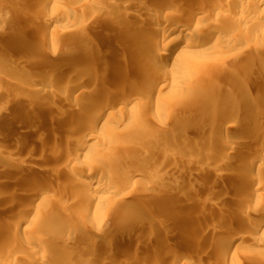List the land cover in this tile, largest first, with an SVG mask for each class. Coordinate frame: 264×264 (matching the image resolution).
<instances>
[{
  "label": "rangeland",
  "instance_id": "obj_1",
  "mask_svg": "<svg viewBox=\"0 0 264 264\" xmlns=\"http://www.w3.org/2000/svg\"><path fill=\"white\" fill-rule=\"evenodd\" d=\"M31 1L33 2L34 0H0V34L2 35L9 34L8 25L13 24L19 26V31H18L19 35H17L13 41V43L16 44L17 48L16 50L9 52L8 55L11 56L10 58L11 60H9L8 62L9 65L8 63L3 64L5 68L10 66L13 63V61L16 62V64L20 62L23 63L24 60H31L34 63L39 62L41 60L43 61L44 59L42 57V54L40 53L39 40H43V39L49 40L51 38L50 36H52L57 31V29H63L66 26L65 24L66 22L69 23L71 22L70 24L75 25L72 27L74 29L73 31L71 29L68 30L69 33L68 32H65L64 34L62 33L63 35H65V36H61L62 38L64 37L63 40L60 37L59 38L60 43L58 41V44H55L56 47L54 46L57 50L60 49L61 51L60 53L63 54H66L68 52L66 50H71L74 47L73 45L78 43L80 44L81 43L80 37H82V35L87 40L97 43V41L101 39L102 33H104L105 30L107 31L108 29L107 25L104 26L105 24L103 21L104 15L101 14L100 12L94 19L93 16L95 15L97 10L95 11L94 9L89 8L87 6L88 4L83 0H65V1L61 0L63 1V3L59 2L60 4L58 3L54 4L53 0H49L48 2L50 3L48 9L42 13L41 16L42 18L38 20V23H36L37 24L36 27L38 28L40 33L37 38L40 39H38V41L35 40V42H33L32 44L24 45L25 43L21 41V37L25 34L24 27L27 26L26 25L27 20L24 19L22 20L20 16L23 15L24 12H31L37 8L36 6L34 7L31 5L32 4L30 3ZM143 1L144 4L142 3ZM148 1L150 0H134V2L133 0H131V7H133L134 10L139 11L140 9L146 8V6L150 4L152 5V3L155 5L156 3L157 4L160 3L161 6L164 5L165 8L168 7L167 9L163 8L162 10L163 16H167L170 14L174 16L175 14L177 16L176 18L182 20L183 22L184 32L179 34L181 35V37H179L178 40L182 39V42H185V40L187 39L185 33L187 31L196 32V33L201 32L207 35L206 37L212 40L211 43L204 45L200 49V50H205V49L208 50L204 53L194 55L190 59L191 61L187 63L188 65H186V67L179 64L178 66L177 65L174 66L173 69L177 73V76L179 77V83H181L184 89L178 90L176 92L174 91V93H172V95H169L167 98H160L158 94V89L160 88V85H158L157 87L153 84L150 85L148 81L145 80L146 78L136 75L134 73L136 70L133 68L130 69L132 72L131 71L129 72V70L124 71L123 74L126 76L129 74L128 77L131 80H133L132 82H134L133 84L135 85V86L132 84L129 85L128 89L134 86V88L131 89L129 95L132 94V92L139 90L138 91L139 93L137 94L140 95V98H139V102L136 105L135 110L133 111V113H119L118 111L115 110L116 112L111 111V112H106L104 115L101 114L99 116H102L103 120H100V122L95 123L94 121H96V118H94L92 122L93 128L91 127L92 128V132H91L89 131V129H87L88 126H86L87 125L86 123L81 122L80 124L79 121H76L77 122L76 124V122L74 123L72 119H68V118H65V120L58 119L62 111L56 112L55 115L46 112L47 111L46 108L43 109L40 114H36L32 112V106L37 104L41 100H42L41 102L47 104L48 103L47 97H50L51 94L49 95L41 94L40 96L38 95L39 96L38 98L37 96H35L32 90H28L29 93H27L28 92L27 90L21 89V92H18L16 95H20L22 100H20L18 103H12L11 101L13 100L12 99L13 96L11 91H14L16 89V88L14 89L15 84L10 85V87L9 88L7 87V89L6 87H4V89L0 91L4 95V98H0V108L6 109L7 112H6V120L2 124L3 127L1 126L2 128H4L5 136L0 140V158H1L0 161H4L6 163L8 160L7 163L10 164V167L11 166L17 167L23 170L25 172V175L22 178H20L19 181L18 180L16 181L13 178L15 182L12 184L11 183L9 184V181H5L6 182L5 184V182L3 181L4 185L2 184L3 185L2 187H5L6 190L0 195L1 213L3 214L11 213L14 215L16 214L15 216L13 215L12 216L18 218L22 217L20 215H22V213L25 211L26 212L31 211L32 213H34L33 224L30 226V228L27 231H25V233L23 232L19 234V236H17V244L21 243L22 242L21 239L23 240V238L27 240L33 239L32 242L34 247L35 245L36 247H38L39 244L44 248L45 247L48 248L52 252L54 251L53 253L55 254V256L58 254L57 257L55 258L57 259L58 262L56 261V263L53 264H61L65 262H71L73 264H77L75 263L77 262L76 259L80 261V263L78 262L79 264H88L90 260H83L82 258H77V257L74 258L73 248L65 247V245L62 244L64 242L65 237L63 232L60 231H64V228L66 226L75 225L78 229L82 231L81 235L76 236L77 237L76 240H82L89 237V235L92 234L91 231L92 227L94 226L103 227L105 226L106 223H107L106 226H110V224L104 217L103 219H100L99 215H98L99 218L97 220L96 219L94 220L92 218H88V219L85 218L86 220L83 219L80 222L74 221L72 217H65L63 224H61L64 226L59 225L58 228L57 226L58 222L56 220V216L59 213L58 202L59 203L62 202L63 204L67 205L68 208H71V210L73 208L83 209L86 206V203H84L83 200L84 198L82 200H80L81 198H78V200L73 201L72 199L74 197V194L77 193L76 195H78L80 193L81 194L80 196L83 195L85 197L88 194L94 193L91 187H87L82 189L81 191L80 190L77 191L76 185L70 186L68 188V192L65 193L66 189H63L62 187L64 186L63 182H67L66 180L69 181L70 179V181H72V182L69 181L70 184L76 183L73 182V178H69V177H73L72 173L74 171L71 172L72 176H70L71 175L70 172L60 168L63 166L64 163H67L69 159L71 160L73 158L72 154L74 153H77L79 155L74 160L75 161L74 164L76 165V167L73 168L74 170H76V168H78L80 165L86 164V159H87L86 154L90 153L91 150L89 149H91L93 146H94L93 148L95 149L100 148L101 146L102 148H107L108 146H114V147L116 146L117 148H121V150L115 151V154H117V157L119 158L120 161L119 163L120 165L119 164L116 165L115 169H118V171L121 172L123 175H125V177L128 176L125 179L126 182L129 183L127 185L128 187L125 186L124 189L123 188L119 189V192L122 193V196L123 197L126 196L127 198L124 197V202L121 203L120 208L117 209L124 208V205L126 207L129 206L128 208H132V206L139 207V205H137V203L140 201L139 196L140 194H142L143 189L146 187L147 185L146 180L148 179L147 176L136 177L137 173L144 175V173L149 171H157L158 174L161 175L160 178L162 177V175H166L165 183L163 181L162 182L170 188L173 187L172 189L174 190L173 192L174 195L177 194L175 196L173 195V193L172 195L171 194L169 195L168 198L169 202L166 206L167 209H172V211L175 212L174 215L169 214L166 217L168 220H170L171 218L170 220L171 223L169 222L166 225L163 224L161 228L160 227L154 228V229H159V231L162 232L163 235L164 233L166 235V236L164 235L162 238V240L166 242H163L161 240L160 244L162 245L163 243L165 244L167 243L168 245V247L166 246L168 251L166 250L165 247L164 254H162V256L159 257L157 264H166L167 262H168L167 264H171V263L172 264H259L260 262H261L260 264H264V261L262 260L259 261V259L257 261L255 260L249 261L250 257L256 259L257 257H259L258 254H261V252L264 251L260 247H257V244L254 243L244 246L243 250L241 252L238 251L237 252L238 254L236 255L233 253L229 255L220 253L222 246L220 245V241L217 239L220 234L227 232L233 234H247L252 230V227L250 228V225L252 224L251 221L253 222V220L258 219V217L252 216L250 217V220H244V221L242 218V215L245 212H248L245 203L249 202V200L252 198L253 195L250 194L249 186H247L248 184L246 183L247 181L244 182V185L241 188V191L239 192L236 190V185L235 184L233 185L230 182L231 180L228 179H226V186L224 189L220 190V192L216 190L217 180L215 177V171L217 168L215 165H217L218 162L216 160L208 158V149L211 148L210 140L206 139L205 141H203V143L199 142L197 137L198 133L196 134V130H201L199 133L207 135V137L209 136L217 137V135H221L222 129L220 127L215 128L212 125L213 119L220 116V110H222V108H225V110L228 111L234 109L235 111H241L242 107L238 104H241L240 102H242V100L245 99V96L258 93L257 90L259 89V87L257 88V85L259 84V78L254 74L259 69V66H251L254 74L248 76L242 75L243 78L237 79L235 83H232L229 86H227L228 83H226L223 74L217 71V67L222 66L223 68H225L226 70L223 69V72L224 74H226L227 72L229 73L231 70L233 71L237 70L238 67L241 66L238 69L240 70L242 67H244V64L246 63L247 59L261 58L258 60L261 61L264 60V56H263L264 55V18L258 21V24H256L255 26L248 28H241L240 25L238 26L239 23H237L242 18L241 17L242 15H247V14H248L247 16L254 15L253 17L256 18L263 17L264 8H260L258 10H253V9L248 10V7L250 8V6L247 7V5L250 2L254 3V0H243V1L232 0L231 3L228 2L229 0H157V1L151 0L150 2ZM145 2L147 3L145 4ZM119 3L122 4V2ZM125 5L127 4L125 3ZM241 6H242V10H240ZM116 8H118L117 10H120V13L125 12L126 10V7H123L122 5H119ZM243 11L244 14H242ZM167 12L170 13L167 14ZM204 14H206L205 16L206 19L203 18L199 22L195 20L196 17L198 18L199 15L204 16ZM207 15L209 17H207ZM86 27L88 28L86 29ZM107 32L109 34L116 33L113 27L110 28V31L108 29ZM114 34L113 35L111 34L113 37L110 35L111 40L104 46L105 47L104 50H107V48H109L112 45V43L117 42L116 39L117 37L115 36L117 34L115 35ZM217 39H221L219 41V45H220L219 48L215 46L213 47V43ZM226 39L228 40L226 41ZM221 41L222 43L220 44ZM176 42L177 41H173L172 45L175 44ZM228 42L229 44H227ZM192 50L200 51L198 49L196 50L192 49ZM166 51L168 50L163 49V52ZM151 57L147 59L148 60L147 62L152 60L153 57L152 58ZM65 60H66L65 57L64 58L62 57L61 60L60 59L54 60L56 67L54 66L55 68L53 69L54 71L52 72L53 73L54 72L57 73L58 71L61 72V69H63L64 67ZM226 60L228 61L226 62ZM48 72L49 71L46 72L44 71L43 74L45 73L48 74ZM0 76L6 77L7 79L10 78H13L15 80L19 79L21 81L23 78L26 79L30 76L35 77L36 75H30L26 72L20 73V71L17 70H10V71L7 70L4 72H0ZM57 83L58 82H52L53 86L55 87L53 90L59 89V93L63 92L62 97H64L63 100L64 101L66 100V103H70V102L72 103L74 102L73 101L74 99L75 100L77 99L76 97H78L79 95L78 92H73V90L71 91L70 88L66 91L67 87L63 85V83L61 84L58 83L59 85ZM243 84H245V87H242ZM104 85L105 86L101 87L102 89L99 88V91L97 92H99L100 95L98 96L102 97L101 98L102 103L104 104V106H106L109 102L107 100L108 96L106 97V93L104 94V92L114 91L115 87L114 86L110 87V85L106 86V84ZM61 88L62 91L60 90ZM197 91L200 92L202 91V93H204L203 95L204 97L201 99L192 98L191 95L193 94V92H197ZM68 94L70 97L68 96ZM29 97H31V99L34 97V99L31 100ZM35 97H37L36 100ZM38 99L40 101H38ZM67 100L69 101L67 102ZM7 101L9 102V104ZM117 101L118 99L115 100L113 103ZM152 103L155 104L154 108L155 107L158 108L149 109L148 107ZM181 108L186 109V111L188 112L186 113L189 115V117L196 120L193 121L194 123L190 122L186 126V130H188L186 135L188 134V136H184V137L173 136V138H166L160 135V138L163 140V144L158 145L154 143L155 139L153 137L160 125L158 123L168 122L169 124L168 127H171L169 121H171L175 116L183 112ZM260 109H263L262 105L259 106V110ZM97 114H92L88 118H91V116L99 118ZM107 114L114 116H110L111 118L109 117V119H107L108 118L106 117L108 116ZM86 119L87 118H85V121L88 122L87 121L88 119L87 120ZM104 120H108L107 122L108 128H103L102 122H104ZM31 124L34 125L33 126L34 129L29 128V126H32ZM195 124L197 125V127ZM67 125L68 127L65 128ZM93 125L94 126L96 125L95 128ZM205 125L206 126L208 125L207 128H205L206 127ZM52 126L56 127V129L53 131L52 134H49L50 133L49 130L53 128ZM189 126L190 128L195 127L194 130L189 131ZM74 128L75 130H73ZM196 128H200V129H196ZM114 129H118L117 130L118 133L115 134V136H112L110 131ZM71 130L76 131L80 135H84V136L89 132L93 134L95 138H93L92 141L90 142V145L92 144L93 146H91V148L89 147L84 148L83 143L80 140H78L81 139L80 135H79L80 137L77 139L75 138L70 139V135L68 133H70ZM231 132L235 133V130L232 129ZM140 138L144 139V141H146L150 145L145 153L143 152L142 146L137 141V139ZM248 139H242L241 141L247 142L249 141ZM260 145L259 143L253 144L255 150L254 153L251 156L249 155L244 161L246 162L248 161L249 163L257 162L258 161L257 157H260L264 152L262 151L264 150V146L262 147L261 145L260 147ZM193 148H196L195 150L197 154L198 152L200 154L198 155H191L192 153L189 154L188 150H191ZM222 148L221 149L223 152L224 150L226 151L228 149V146L226 145ZM130 150H135L137 153L142 154L141 157L144 155L145 156L152 155L155 157V161L152 163L147 160H145V162H142V161H138L137 160L138 158L137 157L134 158L133 156H132L133 158L131 157L128 160H126V156H127L126 153L129 152ZM11 158L15 160L12 162L9 161L12 160ZM188 159L190 160L189 162H187ZM191 160L193 161L196 160L195 163H193V165H191L193 162ZM197 162H200L199 166L197 165L198 164ZM95 163L98 164L97 161H95ZM1 165L2 164L0 163V166ZM258 165L256 166V169H258ZM223 167L224 168H221L223 172L232 174L231 173L233 167L232 164H229V166L225 165ZM260 167H261L260 169H263L260 170L262 174L264 173V167L263 165ZM108 177L109 176H107L106 174L105 175L101 174L96 176L95 181L104 183L109 180ZM10 181H12V178L10 179ZM159 181L160 180H157L156 182ZM161 183L160 182L158 184L156 183V188H155L156 190L160 189V187L162 188V185L160 186ZM242 189L245 191H243ZM157 192H160V190H158ZM13 194L16 196L14 199L11 197V195ZM43 195L47 196L48 199H46V201L39 199ZM98 196L102 198L105 196V193H102L101 195L98 194ZM192 197L193 199H190ZM262 198L264 199V192ZM187 199H190V202L186 201ZM13 202L14 204H12ZM175 210L177 211V214ZM262 218H264V215L262 216ZM44 220L47 221L44 223L43 222ZM105 220L106 222H103ZM55 229H59V232H55ZM53 230L54 233L52 232ZM169 232H171V234ZM183 233L186 234L187 236L186 238L188 239L180 240L179 237ZM132 235L122 236L121 237L122 243L118 244V246L114 248L115 253L113 251L112 255L113 257L116 255L114 257L116 264H121V263L122 264H152L151 255L154 252H157V249L161 245L156 243L154 239L148 240L149 238L147 239V237L144 234L142 235L136 234V236L134 235L133 237ZM143 236L145 238H142ZM256 236L258 238V241L261 239L264 240L263 232L258 233ZM194 240H196V243L194 242ZM180 241L181 242L183 241V243H181ZM168 242L171 244H169ZM7 247L8 246H6V248ZM34 247L22 246L21 247L22 249L20 250L21 252L19 251L20 248H18V251L20 252L19 255L24 256L25 259L30 258L29 252ZM174 254L176 256L173 260V258L171 257ZM142 255L147 257H143ZM21 256L19 257L22 258ZM139 257L142 259L139 260ZM140 261L142 263H140ZM30 262L33 263L32 260ZM107 263L113 264L110 262H106L104 264Z\"/></svg>",
  "mask_w": 264,
  "mask_h": 264
},
{
  "label": "bare ground",
  "instance_id": "obj_2",
  "mask_svg": "<svg viewBox=\"0 0 264 264\" xmlns=\"http://www.w3.org/2000/svg\"><path fill=\"white\" fill-rule=\"evenodd\" d=\"M48 1L49 0H34L33 2L31 1L30 2V3H32L31 5L34 7L36 6L37 8L31 12H24L23 15L20 16L22 18V20L23 19L27 20V24H26L27 26L24 27L25 34L23 32L24 35L21 37V41H23V43H25L24 45L32 44L33 42H35V40L38 41V39H40V38H37L40 33H39L38 28L36 27V25H37L36 23H38V20L40 18H42L41 17L42 13L48 9L49 3H50ZM83 1L88 4L87 6L89 8L94 9L95 11L97 10L95 15L93 16L94 19L96 18V16L100 12H101V14L104 15V19H103V21L105 23L104 26L107 25V28L109 29V31H110L111 27L114 28V31L116 32L115 34H117V35H115L114 33H111V32L110 33L112 35L114 34L117 37L116 38L117 42L112 43V45L110 44L111 46L109 48H107V50H104V48H105L104 46L108 42H110V40H111V37H110L111 34H109L107 32L108 31V29H107V31L105 30V32L102 33L101 39H99L98 41L96 40L97 43L92 42L90 40H87L82 35V37H80L81 38L80 44L78 43V44L73 45L74 47L71 50H66V51H68L66 54L60 53L61 52L60 49L57 50L55 48L56 47L55 44H58V41L60 43L59 38L61 36H65V35H63L65 32L69 33L68 30H70V29L73 31L74 28H72V27L75 26L73 24H70L71 22L70 23L66 22L65 23L66 26L63 29H57V31L52 36H50L51 40L50 39L49 40H47V39L46 40L45 39L39 40L40 41L39 42L40 53L42 54V57L44 59L43 61L41 60L39 62L34 63L31 60H24L23 63L20 62L18 64H16V62L13 61V63L10 66L5 68L3 66V64H5V63L7 64L9 62V60H11L10 59L11 56L8 55L9 52H12V51L16 50V48H17L16 44L13 43L14 38L17 35H19L18 34L19 26L13 25V24L8 25L9 26L8 27L9 34L8 35L0 34V72H4L7 70L8 71L17 70V71H20V73L26 72L30 75H36L35 77L32 76L33 78L31 76H30L31 78L30 77H28L26 79L23 78L21 81L19 79H18L19 81L17 79H16L17 80L16 81L13 78L7 79L6 77L0 76V91L3 90L4 87H6V89H7V87L8 88L10 87V85L15 84L14 89L15 88L16 89L14 91H11L12 96H13L12 97L13 100L11 101L12 103H18L20 100H22L20 95H16L18 92H21V89L22 90L24 89L27 91L32 90V92H34L35 96H37L38 98L41 94H43V95L51 94L50 97H47L48 98L47 104L41 102L42 100L40 101L38 99V101H40V102H38L37 104L32 106V112L36 113V114H40L41 111L46 108V110H47V111L45 110L46 112L55 115L56 112L62 111L61 114L59 115L58 119L65 120V118H68V119H72L74 123L76 121H79L80 124H81V122L86 123L87 124L86 126H88L87 129H89V131L92 132V128H93L92 122H93L94 118H96V121H94L95 123L100 122V120H103L102 116H99V115H101V114L104 115L106 112H111V111H115V110L118 111L119 113H133V111L135 110L136 105L139 102V98H140V95L137 94V93H139L138 92L139 90L137 89L138 91L132 92V94L129 95V93L131 92V89H133L135 85L133 84L134 82H132L133 80H131L128 77L129 74L127 76L123 74L124 71L129 70V72H130L131 71L130 69H132V68L135 69L136 71L134 73L138 76L146 78L145 80H147L150 85L153 84L156 87L158 85H160V88L158 87L159 88L158 89L159 97L160 98H167L169 95H172V93H174V91L176 92L178 90L184 89V87L181 85V83H179V77L177 76V73L173 69L174 66H176V65L178 66V64H179V65H183L184 67H186V65H188L187 63L191 61L190 59L194 55L204 53L208 50V49L200 50L204 45L212 42V40L210 38L206 37L207 35H205L201 32L196 33V32H189V31H187L185 33V36L187 38L185 40V42H182V39L178 40V38L181 37V35H179V34L184 32L183 22H182V20L177 19L176 18L177 16L175 14H174V16H172V14L167 15V16H163L162 10L165 7H164V5L161 6L160 3L159 4L156 3V5H155L151 2L152 5L150 4V5L146 6V8H143V9H140L139 11H136V10H134L133 7H131V0H83ZM150 1H148V2H150ZM231 1L232 0H229L228 2L231 3ZM59 2L63 3V1H61V0H53L54 4L55 3L60 4ZM119 2H122V4ZM133 2H134V0H133ZM125 3L127 5H125ZM142 3L144 4V1ZM146 3L147 2H145V4ZM249 4L247 5V7L250 6V8L248 7V10L249 9L258 10L260 8H264V0H254V3L250 2ZM119 5L126 7L125 12L120 13V10H117L118 8H116V7H118ZM143 6H145V5H143ZM242 6H241L240 10H242ZM167 8L168 7H166L165 9H167ZM165 12H166V10H165ZM246 12H248V11H246ZM168 13H170V12H167V14ZM242 14H244V11ZM164 15H165V13H164ZM247 15H242L241 16L242 18L239 20V22H237V23H239L238 26L240 25L241 28L253 27L256 24H258V21H260L261 19L264 18V16L256 18V17H253L254 15L253 16L252 15L247 16ZM205 16H206V14H204V16L199 15V17L198 18L196 17L195 20L197 22H199L203 18L206 19ZM207 17H209V16L207 15ZM220 17H221V14H220ZM49 20H51V19H49ZM92 20H91V22H92ZM87 28L88 27H86V29ZM63 38H62V40H63ZM220 40L221 39L215 40L213 43V47L215 46V47L219 48V46H220L219 41ZM227 40L228 39H226V41ZM173 41H177V42L172 45ZM221 43H222V41L220 42V44ZM227 44H229V42ZM163 49H166L168 51L163 52ZM192 49H195V50L198 49L200 51H193ZM63 51H65V50H63ZM62 57L63 58L65 57V59H66L64 61L63 69H61V72L58 71L57 73L56 72L53 73L52 71H54L53 69L56 67L54 60H57V59L61 60ZM150 57L152 58V60L147 62L148 61L147 59ZM258 59H261V58L247 59L246 63L244 64V67H242L240 70H238V69L241 66L238 67L237 70H234V71L231 70L229 73L226 71L227 72L226 74H224V72H223V69H225V68H223L222 66L217 67V71L219 73L223 74V76L225 77L226 83H228L227 86H229L232 83H235L237 81V79L243 78L242 75L248 76V75L254 74L251 66H259V69L254 74L259 78V84H258L259 86L257 85V88L259 87V89L257 90L258 93L257 94H250L248 96H245V99H243V100L241 99L242 100V102H240L241 104H238L242 107L241 111H235V109L228 111V110H225V108L221 107L222 110H220V116H218L217 118H214L212 121L213 127H215V128L220 127L222 129L221 135H217V137H210V136L207 137V135L199 133L201 130H196V129H200V128L195 129L196 134L198 133L197 137H198L199 142L203 143V141H205L206 139L210 140L211 148L208 149V158L216 160L218 162L217 165H215L217 168L215 171V177L217 180L216 181V190L218 192H220V190L224 189L226 186V179H228V180H231L230 182L233 185L234 184L236 185V190L239 192V191H241V188L243 187L244 182L247 181L246 183L248 184L247 186H249L250 194H253L252 198L249 200V202L245 203L246 208L248 209V212H245L242 215L243 221L244 220H250V217H252V216L258 217V219L253 220V222L251 221L252 224L250 225V228L252 227V230L250 232H248L247 234H233V233L227 232V233L220 234L218 236V238L216 237L220 241V245L222 246L220 253H223L225 255H229L232 253L236 255V254H238L237 253L238 251L241 252L243 250L244 246L250 245L252 243L257 244V247H260L262 250H264V240L261 239L258 241V238L256 236L260 232L264 233V218H262V216L264 215V199L262 198L263 192H264V173L261 174V171H260V170H263V169H260L261 168L260 166L263 165V167H264V152L262 153L261 156L259 154L260 157L256 156L258 158V161L255 159L257 162L249 163L248 161L247 162L244 161L249 155L251 156L254 153L255 150H254L253 144L259 143V145L261 144L262 147L264 146V60L261 61ZM227 61L228 60H226V62ZM223 62H225V61H223ZM8 65H9V63H8ZM44 71L45 72L49 71V72H48V74H46V73L43 74ZM129 72H127V73H129ZM21 78H22V76H21ZM249 78H250V76H249ZM52 82H58L60 84L63 83V85H65L67 87L66 91L70 88L71 91L73 90V92H78L79 95L77 94L78 95V97H76L77 99L76 100L74 99L73 100L74 102H72V103L71 102L66 103V100L64 101L63 100L64 97H62L63 92L59 93V89L53 90L55 87L53 86L54 83L52 84ZM247 83H249V82H247ZM247 83H245V84H247ZM104 84H106V86L110 85V87H113V86L115 87L114 91L104 92V94L106 93V97L108 96L107 100L109 102L108 104H110V105L107 104L106 106H104V104L102 103V101H101L102 97H99L100 96L99 92H97V91H99V88L105 86ZM130 84H132L134 86H132L130 89H128ZM245 84H243L242 87H245ZM60 90L62 91V88ZM215 92H217V91H215ZM27 93H29V91ZM34 94H33V96H34ZM203 95H204V93H202V91L201 92L197 91V92H193L191 97L201 99L204 97ZM68 96H69V94H68ZM241 96H243V95H241ZM37 97H35V100ZM0 98H4V95L2 93L0 94ZM29 98L31 99V97H29ZM33 99H34V97L31 100H33ZM117 99H118V101L113 103ZM31 100H30V102H31ZM69 100H67V102ZM8 104H9V102H8ZM112 104H114V105H112ZM260 105L263 106V109L259 110ZM154 106H155V104L152 103L149 105L148 108L149 109H157L158 108V107L154 108ZM182 110H183L182 113L175 116L171 121H169L171 127H168V125H169L168 122L167 123H165V122L158 123L160 125L157 129V132L154 134V137H153L155 139L154 143H156L158 145L163 144V140L160 138V135L162 137H166V138H173V136H176V137L188 136V134L186 135V133L188 132V130H186V126L188 125V123L193 122L195 119L189 117L186 109H182ZM6 112H7L6 109L0 108V140L5 136V131H4V128H2L3 127L2 124L6 120ZM97 113H99V114H97ZM92 114H97L99 116V118L94 117V116H91V118H88ZM110 116H114V115L106 116V117H108L107 119H109ZM85 118L88 119V120L86 119L88 122L85 121ZM58 119H56V120H58ZM199 120H201V119H199ZM52 122H54V121H52ZM107 122H108V120H104V122H102L103 128H108ZM110 122H112V121H110ZM33 124H35V123H33ZM76 124H77V122H76ZM68 125L65 128H67ZM118 125H119V123H118ZM33 126L34 125L29 126V128H33ZM58 126H57V128H58ZM95 126H94V128H95ZM207 126L205 128H207ZM14 127H15V125H14ZM196 127H197V125H196ZM70 128H72V127H70ZM194 128H190V126H189V131L194 130ZM55 129H56V127H53L52 129H50L49 134H52ZM187 129H188V127H187ZM232 129L235 130V133L231 132ZM73 130H75V128ZM73 130H71V132L68 133L70 135V139L71 138L77 139L81 136V139H78V140H80L83 143L84 148H86V147L91 148V146H93L92 144L90 145V142L92 141V139L95 138V136L93 134H91L89 132V133L85 134V136H84V135H80L78 132L73 131ZM117 130L118 129L111 130L110 131L111 135L115 136V134L118 133ZM42 133H44V132H42ZM250 138H251V140H250ZM242 139H248L249 141H247V142L241 141ZM52 141H53V139H52ZM137 141H138V143H140V145L143 148V152L145 153L150 145L146 141H144V139H141V138L137 139ZM51 143H53V142H51ZM226 145L228 146V149L226 151L224 150L222 152V149H223L222 147H224ZM261 145H260V147H261ZM105 147H107V146H105ZM92 148L89 149V150H91L90 153L86 154L87 155L86 164L80 165L78 168H76V170H74V168L76 167V165L74 164V162H75L74 160L79 156L77 153L72 154L73 158L71 157L72 158L71 160L69 159L67 163H64L63 166L61 165L62 167L60 169L66 170V171L70 172V174H71V172L74 171L72 173L73 177H69V178H73V182H76L75 184L74 183L70 184V182H72V181H70V179H69L70 182L68 180H66L67 182H63L64 186H62V187H63V189H66L65 193L68 192V188L72 185L77 186V191H79V190L81 191L84 188L91 187V189L93 190L94 193L88 194L85 197L83 195L80 196L81 195L80 193L78 195H76L77 193L74 194V197L72 199L73 201L78 200V198H81L80 200H82L84 198L83 200H84V203H86V206L84 204L85 208H83V209H81V208L74 209L73 208L71 210V208H68L67 205L63 204L62 202H60V203L58 202L59 213L56 216V220L58 222L57 226H58V228H59V225L64 226L61 224H63L65 217H72V219L76 222H80L85 218L86 219L92 218L94 220L95 219L97 220L99 217H100V219H103V217H104L108 221L110 226H106L107 223L103 227L102 226H94V227H92V230H91L92 234L89 235V237L82 239V240H76V238H77L76 236L81 235L82 231L80 229H78L75 225L74 226H72V225L66 226L64 228V231H60V232H63L64 237H65L64 242L63 243L61 242V243L64 244L65 247L73 248L74 258L77 257V258H82L83 260H90L89 263L87 262L88 264H104L106 262H110L113 264L115 262V264H116V261L114 260L115 259L114 257L116 255L113 257L112 253L115 250L114 248L116 246H118V244L122 243V238H121L122 236H127V235L133 234L132 235V237H133L134 235L136 236V234L137 235L144 234L147 237V239L149 238L148 240L154 239V241H156V243L161 245L160 243H161V240H162L163 236L165 235V233L163 235V233L160 232L159 229H154V228H156V227L161 228L163 224H165V225L168 224L170 222L171 218H170V220H168L166 217L169 214L170 215L175 214V212L172 211V209H167V207H166L168 202H169L168 201L169 195L170 194L172 195V193L174 192V190L172 189L173 187L170 188V187L166 186V184H164L165 180H166V175H162V177L160 178L161 175H159L157 171H149V172L144 173V175L137 173L136 177H142V176L146 177L147 176V179H148V180L145 179L147 181V185L143 189L142 194H140V196H139L140 201L137 203V205H139V207L138 206L137 207L132 206V208H128L129 206L126 207L124 205V208L117 209V208H120V204L124 202V197H126V196H124V197L122 196V193L119 192V189H121V188L124 189V187L129 184L128 182H126V179H125L128 176L125 177V175H123L121 172H119L118 169H115L116 165H118L120 163L119 158L117 157V154H115V151L121 150V148H117L116 146L115 147L114 146H108L107 148H102V146H101L100 148H96V149L95 148L92 149ZM195 149L196 148L188 150L189 154L190 153H192L191 155L200 154L199 152L197 154ZM262 151H264V150H262ZM103 154L106 156H104ZM126 154H127L126 160H128L129 158H131L133 156L134 158L137 157L138 159L137 158L136 159L138 161H142V162H145V160H147L151 163L155 161L154 156H152V155L145 156L144 155L145 158H144V156H142L143 157L142 158L141 157L142 154L137 153L135 150H130ZM193 157H195V156H193ZM11 159L12 160H9L11 162L15 160L13 158H11ZM189 159L187 160V162L190 161ZM203 159H205V158H203ZM95 161H97L98 164H96ZM191 161H193V160H191ZM195 161H193L191 165H193V163H195ZM3 162L4 161H0V163L2 164L0 166V195L6 190L5 187H2L4 185L3 181L4 182L9 181V184L10 183L12 184L15 182L14 179L16 181L17 180L19 181L20 178H22L25 175V172L23 170H21L17 167H12V166L10 167V164L7 163L8 160L6 163L4 162V164H3ZM197 163H198L197 165L199 166L200 162H197ZM186 164H188V163H186ZM186 164H184V165H186ZM229 164L233 165L232 170H231L232 174H228L226 172H223V170L221 169V168H224L223 166H225V165L229 166ZM257 165H258V169H256ZM195 167H196V165H195ZM190 168H191V166H190ZM66 171H64V172H66ZM68 172H67V174H68ZM72 174L70 176H72ZM101 174H103V175L106 174L107 176H109L108 177L109 180L104 182V183L103 182L100 183V182L95 181L96 176L101 175ZM68 176H69V174H68ZM171 177H172V175H171ZM11 178H12L13 182L10 181ZM16 178H18V179H16ZM157 180H160L159 181L160 183L162 181L164 183L162 182L160 184V186L162 185V188L159 186L160 189L156 190L155 189L156 183L157 184L159 183V182H156ZM5 184H6V182H5ZM61 185H62V183H61ZM246 189H248V188H246ZM252 189H253V191H252ZM158 190H160V192H157ZM75 191H73V192H75ZM243 191H245V190H243ZM187 192H188V190H187ZM102 193H105V196L101 198L98 196V194L101 195ZM244 193H246V192H244ZM173 195H174V193H173ZM175 195H177V194H175ZM11 197L14 199L16 196L13 194V195H11ZM39 199L46 201V199H48V198L46 195H43ZM190 199H193V197ZM190 199H187L186 201L190 202ZM253 200H255V201H253ZM197 201H199V200H197ZM12 204H14V202ZM33 214L34 213H32L31 211H29V212L25 211L22 213V215H20L22 217L18 218V217H13L16 214L15 215L11 214V213L10 214H3V213H1V210H0V264H29V263L31 264L32 263V262H30L31 260L33 261L32 264H53V263H56L57 259H55V258L57 257L58 254L55 256V254L53 253L54 251L52 252L48 248H46V247L44 248L39 244H38V247H36V245L34 247L33 242H32L33 239L32 240L29 239L30 240L29 241V240L23 238V240L21 239L22 242L17 244V236H19V234H21L23 232L25 233V231H27L30 228V226L33 224V222H34V215ZM176 214H177V211H176ZM98 215H99V217H98ZM181 219H182V217H181ZM106 220L103 222H106ZM46 221L47 220H44L43 222L45 223ZM182 231H184V230H182ZM52 232L54 233V230ZM55 232H59V229H55ZM169 233L171 234V232H169ZM183 234L179 237L180 240L188 239V238H186L187 237L186 234H184V235ZM142 238H145V237L143 236ZM125 241H126V239H125ZM148 242H150V241H148ZM163 242H166V241H163ZM194 242L196 243V240H194ZM55 243H57V242H55ZM181 243H183V241ZM133 244H134V242H133ZM169 244H171V243H169ZM6 246H8V247L6 248ZM22 246L23 247L24 246H27V247L33 246L34 247L29 252L30 258H28L26 256L28 259H25L24 256L19 255V253L21 252L20 250L22 249L21 248ZM57 246H58V244H57ZM166 246L168 247L167 243L166 244L163 243L157 249V252H154L151 255L152 256V264L158 263V259H159V257L162 256V254H164V249ZM167 247H166V250H167ZM18 248H20L19 249L20 252L18 251ZM25 250H26V248H25ZM151 252H152V250H151ZM151 252H149V253H151ZM114 253H115V251H114ZM145 254H147V253H145ZM19 256H21L22 258H20ZM175 256L176 255L174 254V255H172L171 258H173V260H174ZM258 256L259 257H257L256 259H253L252 257H250L249 261H251V260L257 261L258 259H259V261L260 260L264 261V251H262L261 254H258ZM143 257H147V256H143ZM140 259H142V258L139 257V260ZM76 260H77V262H75V263L79 264L80 261L78 259H76ZM117 262H119V261H117ZM140 263H142V262L140 261ZM61 264H73V263L65 262V263H61Z\"/></svg>",
  "mask_w": 264,
  "mask_h": 264
}]
</instances>
